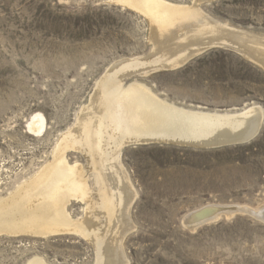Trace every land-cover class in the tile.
<instances>
[{"label": "rangeland", "instance_id": "1", "mask_svg": "<svg viewBox=\"0 0 264 264\" xmlns=\"http://www.w3.org/2000/svg\"><path fill=\"white\" fill-rule=\"evenodd\" d=\"M201 7L218 21L264 36V0ZM134 11L115 0H0V201L51 159L104 71L148 53L149 24ZM141 79L168 101L218 111L255 106L263 121L246 143H143L122 150L137 197L130 207L134 228L123 240L127 264H264L263 220L237 213L193 230L182 222L208 204L263 209L264 69L222 47ZM38 112L45 121L35 132L30 123ZM68 158L83 163L78 153ZM72 203V217L83 216V204ZM92 250L73 234L0 236V264H25L34 255L50 264H93Z\"/></svg>", "mask_w": 264, "mask_h": 264}, {"label": "bare ground", "instance_id": "2", "mask_svg": "<svg viewBox=\"0 0 264 264\" xmlns=\"http://www.w3.org/2000/svg\"><path fill=\"white\" fill-rule=\"evenodd\" d=\"M212 1L115 0L146 19L150 50L114 61L101 73L88 103L58 137L51 159L0 201V236L73 234L92 246L93 264H127L123 240L134 228L130 207L136 191L121 162L122 150L143 143L215 147L246 143L257 134L263 121L259 107L218 111L184 106L158 96L141 79L222 47L264 69V36L209 16L201 6ZM44 121L36 113L32 130L42 131ZM76 153L83 163L69 161ZM73 201L83 204V216L72 217ZM234 211L264 221V207L217 203L188 212L182 222L193 230ZM25 264L50 263L34 255Z\"/></svg>", "mask_w": 264, "mask_h": 264}, {"label": "water", "instance_id": "3", "mask_svg": "<svg viewBox=\"0 0 264 264\" xmlns=\"http://www.w3.org/2000/svg\"><path fill=\"white\" fill-rule=\"evenodd\" d=\"M237 213H246V212H240V211H234V213L231 215V216H233L234 214H237ZM246 214H249V213H246ZM249 215H251V214H249ZM231 216H227V215H225V214H222V215H220L218 218H216V219H214V220H210V221H207V222H204V223H208V222H215V221H217L219 218H221V217H231ZM251 216H253L254 218H256V219H259V218H257V217H255L254 215H251ZM203 223V224H204Z\"/></svg>", "mask_w": 264, "mask_h": 264}]
</instances>
